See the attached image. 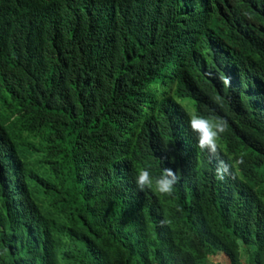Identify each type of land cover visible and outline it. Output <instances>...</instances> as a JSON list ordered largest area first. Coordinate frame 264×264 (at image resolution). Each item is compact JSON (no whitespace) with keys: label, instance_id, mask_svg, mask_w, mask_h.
Instances as JSON below:
<instances>
[{"label":"trees","instance_id":"obj_1","mask_svg":"<svg viewBox=\"0 0 264 264\" xmlns=\"http://www.w3.org/2000/svg\"><path fill=\"white\" fill-rule=\"evenodd\" d=\"M174 98L227 121L224 180ZM247 249L264 264V0H0V264Z\"/></svg>","mask_w":264,"mask_h":264},{"label":"clouds","instance_id":"obj_2","mask_svg":"<svg viewBox=\"0 0 264 264\" xmlns=\"http://www.w3.org/2000/svg\"><path fill=\"white\" fill-rule=\"evenodd\" d=\"M223 84L230 85V78H222ZM189 127L197 139V147L209 154V160H217L215 175L217 179L224 180L230 171V163L220 159V145L218 141L227 132L228 123L224 119L216 117H204L197 113H189ZM236 163H243L239 159ZM181 176L171 168H163L159 175L153 176L149 167H143L135 175V184L141 191H154L161 196L170 197L173 195L175 186L180 182ZM168 220H162V225H167ZM202 264H230L228 258L223 253L216 251L208 252Z\"/></svg>","mask_w":264,"mask_h":264},{"label":"rangeland","instance_id":"obj_3","mask_svg":"<svg viewBox=\"0 0 264 264\" xmlns=\"http://www.w3.org/2000/svg\"><path fill=\"white\" fill-rule=\"evenodd\" d=\"M152 88L157 91L158 95L161 94L165 90V88L160 83L157 85H153ZM174 99L177 103H179L186 110L188 114L194 113L192 102L188 101L187 99H177V98H174ZM251 253H252L251 249L243 250V255L245 257H248V260H250Z\"/></svg>","mask_w":264,"mask_h":264},{"label":"crops","instance_id":"obj_4","mask_svg":"<svg viewBox=\"0 0 264 264\" xmlns=\"http://www.w3.org/2000/svg\"><path fill=\"white\" fill-rule=\"evenodd\" d=\"M240 261H241L242 264H251V263L249 262V260H248V257H245V256L243 255V251H242L241 254H240Z\"/></svg>","mask_w":264,"mask_h":264}]
</instances>
